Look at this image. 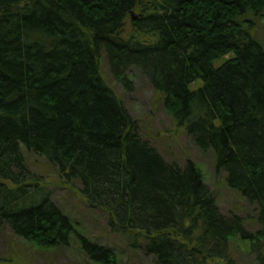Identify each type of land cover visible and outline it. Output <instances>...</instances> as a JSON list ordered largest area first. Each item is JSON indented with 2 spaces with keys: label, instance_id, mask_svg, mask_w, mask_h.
<instances>
[{
  "label": "trees",
  "instance_id": "1",
  "mask_svg": "<svg viewBox=\"0 0 264 264\" xmlns=\"http://www.w3.org/2000/svg\"><path fill=\"white\" fill-rule=\"evenodd\" d=\"M264 0H0V229L41 249L73 237L118 264L50 196L23 149L43 157L110 233L155 264H236L238 239L264 264ZM139 69L176 125L255 211L224 213L199 167L166 161L105 78Z\"/></svg>",
  "mask_w": 264,
  "mask_h": 264
},
{
  "label": "rangeland",
  "instance_id": "2",
  "mask_svg": "<svg viewBox=\"0 0 264 264\" xmlns=\"http://www.w3.org/2000/svg\"><path fill=\"white\" fill-rule=\"evenodd\" d=\"M253 33L264 41V14L253 19ZM102 72L122 99L130 115L136 120L140 136L168 162L183 166L188 160L202 172L205 184L213 192L215 202L224 213L229 210L246 218L251 231L255 211L244 197L230 189L225 173L214 170V156L210 150L202 151L184 130L176 125L166 111L162 97L157 93L138 68L128 71L129 88L116 82L106 58L102 57ZM29 168L41 175L49 187L51 200L74 221L77 230L91 241L108 246L117 256L118 264H155L153 258L140 248L128 247L119 236L109 232L102 211L90 208L81 197L77 182H66L41 156L22 150ZM238 239L231 241V253L236 264H256L259 253L249 252ZM264 255V254H263ZM0 264H99L91 260L76 238L67 245L53 249H39L15 236L7 227L0 229Z\"/></svg>",
  "mask_w": 264,
  "mask_h": 264
}]
</instances>
